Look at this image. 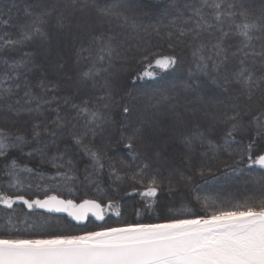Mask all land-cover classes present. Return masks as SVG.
Listing matches in <instances>:
<instances>
[{
  "label": "trees",
  "instance_id": "1",
  "mask_svg": "<svg viewBox=\"0 0 264 264\" xmlns=\"http://www.w3.org/2000/svg\"><path fill=\"white\" fill-rule=\"evenodd\" d=\"M38 2L39 0H0V13L11 16V24L17 25L27 18L26 12L34 9ZM45 2L63 5L69 3V0ZM92 2L93 0H78L79 4L91 5ZM95 3L114 13L99 16L94 9L90 11L97 29H103L105 33L115 37L112 66L102 72L98 79L82 81L77 73L85 69V65H73L70 43L61 45L59 50L54 44L51 53L35 50L34 59L41 67L22 75L19 79L20 89L17 91L14 88L16 94L7 103L0 102V127L23 133L28 141L20 147L9 149L6 158L0 157V190L12 196L24 195L26 199H44L46 195H56L63 200H73L76 204L86 199L96 200L105 206L104 219L97 221L87 217L83 222L77 223L65 213L28 209L17 201L13 209L0 205V231L7 225L9 215L12 216L15 229H19L21 234H82L85 231H97L101 227H119L125 222L159 223L165 217L187 218L193 213L210 214L217 209L243 204L249 196L258 197L260 185L264 183V170L257 165L247 164L236 171L227 169L224 167L225 162L231 164L232 160L226 152L221 151L219 155H215L206 145L196 143L188 146L178 134L179 131H187L193 124L199 123L210 139L223 143L218 139L221 128L210 127L214 121L210 113L205 114L206 105L198 99L201 92L186 87L191 83L188 69L193 64V50L201 42L220 36V32L215 29L202 32L197 39H193V32L185 31L184 35L180 34L181 29L192 27L193 19L190 18H194L195 13L191 8L200 7L203 0H95ZM222 3L236 5L234 9L225 8L226 11L237 13L235 23L240 22V11H247L255 16L264 12V0H222ZM68 11L71 12L72 9L69 8ZM204 12L211 19L208 16L210 9L205 8ZM81 14L76 10L72 18L76 19ZM125 17L128 18L127 22ZM222 23L227 31L233 21L225 19ZM3 31L14 35L16 28H3ZM225 39L227 44L238 45L240 42V37L234 31H230ZM170 44L172 47H169ZM259 44L260 41H256L257 49ZM32 51V45L18 46L15 50L0 49V57L9 58L11 63L12 60H21L25 52ZM166 55H175L178 58L177 65L164 69L155 64L157 58ZM61 57L65 63L62 70L56 67ZM4 68L0 61V69ZM42 72L56 81L58 88L54 96L44 95V99L49 102L42 104L39 112L29 113L27 109L34 108L35 101L31 105L24 103L25 81L35 85ZM105 81L110 84L107 88L103 87ZM35 91L38 95L41 94L39 88ZM124 91H131L133 94L130 113L122 114L120 108L113 107L110 115L115 123L105 124L103 131L97 129L94 141L92 132L88 133L86 142L91 143L94 150L106 151L110 158L103 161L102 170L90 176L91 158L77 150L68 134L73 124L78 130H83L84 127V121L76 118L72 104L88 99L94 102V107L102 109L105 101L100 97L112 92L119 99ZM65 97H70L68 104L64 102ZM17 98L21 100L19 105L14 103ZM219 99L223 100L224 97L220 96ZM2 100L0 97V101ZM9 103L14 110L9 109ZM57 108L61 119L70 121L68 128L62 130L63 134L57 138L42 133L41 141L32 139L31 129L34 123L42 121L49 132L55 130L52 121L56 120ZM177 117L183 121V127L176 128L175 132L169 134L170 129H174L172 127L176 125ZM136 127H140L143 141L133 159L124 147L126 140L118 141L122 130L127 136ZM169 137L175 142L168 144L166 140ZM241 139L247 142L246 137L237 136V141ZM158 140L164 143L162 149L157 146ZM238 147V143L233 142V149ZM66 148V154L61 155ZM39 149L43 150V155ZM54 156L55 160L52 159ZM13 159L22 169L26 167L33 170L31 173L20 172L19 179L23 188L19 190L4 187L12 180L5 174L4 165L10 164ZM69 159L72 160L71 164L68 163ZM109 164L117 169L120 179H116ZM145 164L149 166V174L157 175L159 183V191L153 198L141 196L139 193L145 190L144 186L136 184L131 178ZM58 172L67 173L72 179L61 180L57 176ZM109 201L114 204L111 209L106 207ZM117 212L120 214L117 215Z\"/></svg>",
  "mask_w": 264,
  "mask_h": 264
},
{
  "label": "snow or ice",
  "instance_id": "2",
  "mask_svg": "<svg viewBox=\"0 0 264 264\" xmlns=\"http://www.w3.org/2000/svg\"><path fill=\"white\" fill-rule=\"evenodd\" d=\"M69 8L72 9L71 12L68 11ZM205 8L210 9L208 16L211 19L206 17ZM225 8L234 9L236 5H225L222 0H203L200 7L191 8L195 13V17L190 18L193 19L192 27L181 29L180 32L181 35L185 31L193 32V39L209 29L220 32L219 37L201 42L193 50V64L188 69L191 83L186 87L201 92L198 99L206 105L205 114L210 113L214 121L210 127L221 128L218 139L223 143L210 139L199 123L193 124L187 131H179L178 134L188 146L199 143L201 146L206 145L215 155H219L221 151L226 152L232 163L225 162L224 167L232 171L244 164L264 168V12L255 16L247 11H240V22L235 23L237 13L226 11ZM93 9L99 16L114 14L98 6L95 0L91 5L79 4L78 0H69V3L63 5L39 0L34 9L26 12L27 18L17 25L11 24V16L0 13V49L7 51L15 50L18 46H34V51L25 52L19 61L12 60L9 63V58L0 57L5 66L0 69V97L3 98L0 102L7 103L16 94L14 88L17 91L20 89L19 79L22 75L41 67L34 59L35 50L51 53L54 44L57 50L61 45L71 44L73 65H85V69L77 73L82 81L96 80L102 72H106L112 66L115 37L105 33L103 29H97L90 16ZM76 10L82 14L73 19ZM127 19L125 17V22ZM225 19L233 21L227 31L222 23ZM185 24L187 25V21ZM8 27L16 28L14 35L3 31V28ZM230 31L240 37L238 45L226 43L225 38ZM256 41H260L259 49ZM177 63L175 55L160 56L155 60V64L164 69ZM56 67L61 70L65 68L62 57L57 61ZM6 81L11 83L6 84ZM109 86V82L105 81L103 87ZM36 88L40 89L41 94L36 93ZM57 88L58 83L43 72L35 85L26 80L24 103L31 105L35 101V107H29L27 111L39 112L41 105L49 102L44 99V95L54 96ZM132 95L131 91H124L117 99L112 92H108L100 97L105 101L103 110L94 107V102L88 99L72 104L76 118L84 121V127L83 130H78L73 124L68 134L77 150L91 158L90 176L102 170L103 161L110 158L106 151L94 150L93 145L86 142L89 131L92 132L94 141L97 129L103 131L105 124L115 123L110 115L113 107L120 108L122 114H129ZM220 96L224 99H219ZM69 100L70 97H65V104ZM14 103L19 105L20 98ZM8 107L14 110L11 103ZM56 113V120L52 121L55 130L49 132L42 121L34 123L31 129L32 139L41 141L42 133H48L52 138L63 134L62 130L68 128L70 121L61 119L59 108ZM175 127H183V121L179 117ZM237 136L246 137L247 142L243 139L237 141ZM125 140L124 147L135 159L143 141L140 127L133 128L127 136L122 130L118 142ZM27 142L23 133L0 127V157L6 158L9 149ZM233 142H237L239 147L233 149ZM38 151L43 155L42 149ZM66 152L67 148L61 155ZM52 159L55 160L56 157ZM68 163L71 164L72 160L69 159ZM120 163L124 164V161ZM4 167L5 174L12 178L4 186L7 189L23 188L19 179L20 172L33 171L26 167L22 169L14 159ZM109 167L116 179H120L117 169L111 164ZM148 167L145 164L131 178L136 184L144 186L145 190L139 193L141 196L153 198L159 191V183L157 175L149 174ZM201 175H204L203 171ZM57 176L64 181L72 179L67 173L58 172ZM260 188L258 197L249 196L243 204L217 209L210 214L193 213L187 218L165 217L159 223L125 222L119 227H101L97 231H85L82 234H21L19 229H15L12 216L9 215L7 225L0 231V264H264V183H261ZM17 201L28 209L67 212L76 221L85 220L90 212L97 219H104L105 206L96 200L86 199L76 204L73 200H63L56 195H46L44 199H26L24 195L12 196L0 190V205L6 209H13ZM106 207L111 209L114 204L109 201Z\"/></svg>",
  "mask_w": 264,
  "mask_h": 264
},
{
  "label": "water",
  "instance_id": "3",
  "mask_svg": "<svg viewBox=\"0 0 264 264\" xmlns=\"http://www.w3.org/2000/svg\"><path fill=\"white\" fill-rule=\"evenodd\" d=\"M257 166H258V168L264 170V168H261L259 165H257ZM60 199H61V198H60ZM79 204H80V203H79ZM39 209L42 210V211L50 212V213H65V215H66L68 218H70L71 220H73V221H75V222H77V223H81V222L84 221V220H83V221H76V220L73 219L71 216H69L67 212H64V211L57 212V211H49V210H47V209H41V208H39ZM88 217H91V218H93V219H95V220H97V221H100V219H97L94 215H92L91 212L88 214Z\"/></svg>",
  "mask_w": 264,
  "mask_h": 264
},
{
  "label": "rangeland",
  "instance_id": "4",
  "mask_svg": "<svg viewBox=\"0 0 264 264\" xmlns=\"http://www.w3.org/2000/svg\"><path fill=\"white\" fill-rule=\"evenodd\" d=\"M172 128H174V129H170V131L168 130V131H169V134H171L172 131L175 132L176 127L174 126V127H172ZM160 132H161V131H160ZM173 138H174V137H173ZM175 139H176V138H175ZM171 141L175 142V140H174V139L172 140L171 137H169V139L166 140V142H168V144L171 143ZM157 143H158L157 146H158L159 148L162 149L164 143H163L161 140H158Z\"/></svg>",
  "mask_w": 264,
  "mask_h": 264
}]
</instances>
